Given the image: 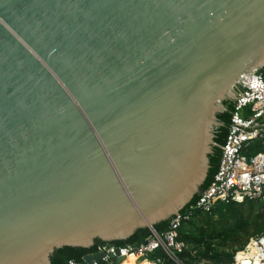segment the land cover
Returning a JSON list of instances; mask_svg holds the SVG:
<instances>
[{
  "label": "water",
  "instance_id": "1",
  "mask_svg": "<svg viewBox=\"0 0 264 264\" xmlns=\"http://www.w3.org/2000/svg\"><path fill=\"white\" fill-rule=\"evenodd\" d=\"M263 66L264 0H0V264L166 226Z\"/></svg>",
  "mask_w": 264,
  "mask_h": 264
},
{
  "label": "built area",
  "instance_id": "2",
  "mask_svg": "<svg viewBox=\"0 0 264 264\" xmlns=\"http://www.w3.org/2000/svg\"><path fill=\"white\" fill-rule=\"evenodd\" d=\"M237 82L247 89L237 97L231 112V127L214 178L203 188L197 201L171 215L165 229L149 233L137 243L88 251L85 254L100 252V259L86 262L82 255L78 262L70 258L65 264H118L129 254L135 262L161 264L156 251L177 264H184L177 255L184 244L175 238L176 229L195 211L210 212L218 203L256 199L260 203L259 211L264 212V66L255 73L243 72ZM227 264H264V227L235 249Z\"/></svg>",
  "mask_w": 264,
  "mask_h": 264
},
{
  "label": "trees",
  "instance_id": "3",
  "mask_svg": "<svg viewBox=\"0 0 264 264\" xmlns=\"http://www.w3.org/2000/svg\"><path fill=\"white\" fill-rule=\"evenodd\" d=\"M259 207L260 203L256 199H243L240 202L215 204L210 212L195 211L187 220L181 221L176 229L175 238L184 244L177 252L178 257L184 264H227L232 252L246 241L244 236L248 227L251 226L255 231L263 229L264 212L259 211ZM138 241L135 239L128 243ZM228 244H234V247L227 249ZM156 253L161 257V264H177L160 251ZM66 260L58 264H65ZM138 264L151 263L141 260Z\"/></svg>",
  "mask_w": 264,
  "mask_h": 264
},
{
  "label": "rangeland",
  "instance_id": "4",
  "mask_svg": "<svg viewBox=\"0 0 264 264\" xmlns=\"http://www.w3.org/2000/svg\"><path fill=\"white\" fill-rule=\"evenodd\" d=\"M255 232H257V231H255L251 226L250 227H248V229H247V233L245 234V236H244V238H248L250 235H252L253 233H255ZM243 238V235H241V239ZM232 247H234V244L232 245V244H228L227 245V249H229V248H232Z\"/></svg>",
  "mask_w": 264,
  "mask_h": 264
},
{
  "label": "bare ground",
  "instance_id": "5",
  "mask_svg": "<svg viewBox=\"0 0 264 264\" xmlns=\"http://www.w3.org/2000/svg\"><path fill=\"white\" fill-rule=\"evenodd\" d=\"M145 262H147V261H145ZM118 264H138V262L133 261V256L131 254H129V255H127L126 259L120 261Z\"/></svg>",
  "mask_w": 264,
  "mask_h": 264
}]
</instances>
